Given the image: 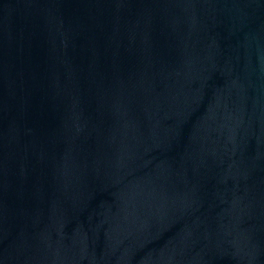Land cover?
<instances>
[{
  "label": "water",
  "instance_id": "95a60500",
  "mask_svg": "<svg viewBox=\"0 0 264 264\" xmlns=\"http://www.w3.org/2000/svg\"><path fill=\"white\" fill-rule=\"evenodd\" d=\"M0 264H264V0H0Z\"/></svg>",
  "mask_w": 264,
  "mask_h": 264
}]
</instances>
